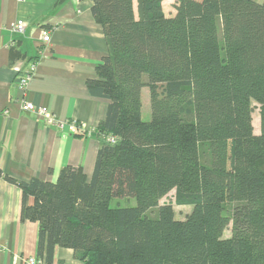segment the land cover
Wrapping results in <instances>:
<instances>
[{
	"label": "trees",
	"instance_id": "1",
	"mask_svg": "<svg viewBox=\"0 0 264 264\" xmlns=\"http://www.w3.org/2000/svg\"><path fill=\"white\" fill-rule=\"evenodd\" d=\"M92 1L109 51L87 81L108 101L91 179L71 165L56 182L0 170L39 224L37 259L53 264L60 246L83 264H264V2L173 0L168 16L165 0H136L137 13ZM174 189L193 205L184 220L160 203Z\"/></svg>",
	"mask_w": 264,
	"mask_h": 264
},
{
	"label": "crops",
	"instance_id": "2",
	"mask_svg": "<svg viewBox=\"0 0 264 264\" xmlns=\"http://www.w3.org/2000/svg\"><path fill=\"white\" fill-rule=\"evenodd\" d=\"M92 5V0H0V170L18 181L56 182L68 165L92 177L101 146L96 129L108 101L92 96L87 81L97 78V65L109 51ZM18 22L25 23L23 32L13 29ZM46 31L49 42L42 37ZM33 63L28 84L20 87ZM26 101L48 107L62 123L75 122L77 130L46 125L37 113L23 110ZM22 204V190L0 175V264H30L27 259L37 256L39 224L21 219ZM53 264L83 262L73 249L56 246Z\"/></svg>",
	"mask_w": 264,
	"mask_h": 264
},
{
	"label": "rangeland",
	"instance_id": "3",
	"mask_svg": "<svg viewBox=\"0 0 264 264\" xmlns=\"http://www.w3.org/2000/svg\"><path fill=\"white\" fill-rule=\"evenodd\" d=\"M134 8L137 13V2L134 0ZM163 8L168 16H172L176 12L175 3L173 0H166L163 2ZM142 118L143 120L149 121L151 119V106H150V93L148 88H144L142 92ZM254 110L252 113L253 125L255 133H261V118H260V105L257 102H253ZM119 202L122 205H135V199L131 198L130 200H114L112 205H115ZM161 204H170L173 207L175 217L177 219L184 220L186 216L192 211L193 205L191 204H179L176 200V190H172L168 195L163 197L160 201ZM153 213V212H152ZM231 236V224L224 231V238Z\"/></svg>",
	"mask_w": 264,
	"mask_h": 264
},
{
	"label": "built area",
	"instance_id": "4",
	"mask_svg": "<svg viewBox=\"0 0 264 264\" xmlns=\"http://www.w3.org/2000/svg\"><path fill=\"white\" fill-rule=\"evenodd\" d=\"M13 29L18 32H23L25 29V23H15ZM43 40L46 42L50 41V35L48 32L43 33ZM13 45V43H12ZM36 67V63H33L29 72H24L22 77L19 80L20 87L25 88L28 84L30 77L32 76V72ZM16 70L20 71L19 68ZM23 110L27 112H35L41 116L42 121L48 126H57L61 131L66 133H72L73 131L77 130V125L75 122H60L58 121L56 115L46 106H37L35 103L26 101L23 105ZM101 139H106L107 141H115V138L112 136L101 135ZM28 263L30 264H43L37 257H30L27 259Z\"/></svg>",
	"mask_w": 264,
	"mask_h": 264
}]
</instances>
